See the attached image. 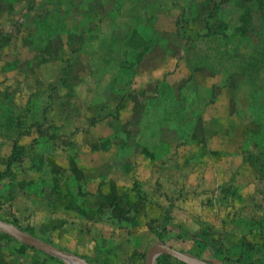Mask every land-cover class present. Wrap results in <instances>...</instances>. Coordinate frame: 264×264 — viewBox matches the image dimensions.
<instances>
[{
    "label": "rangeland",
    "instance_id": "rangeland-1",
    "mask_svg": "<svg viewBox=\"0 0 264 264\" xmlns=\"http://www.w3.org/2000/svg\"><path fill=\"white\" fill-rule=\"evenodd\" d=\"M252 9L0 0V221L89 264H264V106L231 59ZM10 236L0 264H54Z\"/></svg>",
    "mask_w": 264,
    "mask_h": 264
},
{
    "label": "trees",
    "instance_id": "trees-1",
    "mask_svg": "<svg viewBox=\"0 0 264 264\" xmlns=\"http://www.w3.org/2000/svg\"><path fill=\"white\" fill-rule=\"evenodd\" d=\"M246 4L250 5L252 12L255 16H260L263 20L262 27H264V0H244ZM249 11V9L247 10ZM253 14H243L242 17L244 21H242V28L239 29L238 34H234L233 37L236 39L234 45V51L231 53V59L236 61V69L233 70V73L236 75H240L245 77V83L250 87V94L256 102H259L264 106V28H262L261 33L255 36H250L249 38V29L252 25ZM242 17L240 19H242ZM249 19V20H248ZM178 18L176 19L175 24H177ZM176 26V25H175ZM158 29V28H157ZM248 40L250 42L249 48L243 49L244 41ZM242 46V52H240L238 57H234L236 53V49L240 50ZM139 65V64H138ZM244 83V82H243ZM116 110V109H115ZM118 111V110H116ZM27 231V230H24ZM167 233V228L163 227L162 230L157 232L159 239H163ZM0 237H4L6 239H13L9 234L0 230ZM264 247V236L262 235ZM32 249H34L32 247ZM35 250V249H34ZM48 258H50L54 264H67L63 260L54 257L52 255L45 254ZM154 264H187L181 262L172 256L167 254L159 255Z\"/></svg>",
    "mask_w": 264,
    "mask_h": 264
},
{
    "label": "water",
    "instance_id": "water-1",
    "mask_svg": "<svg viewBox=\"0 0 264 264\" xmlns=\"http://www.w3.org/2000/svg\"><path fill=\"white\" fill-rule=\"evenodd\" d=\"M0 229L12 235L13 237L20 240L21 242L33 248H36L40 251L56 256L66 261L68 264H89L83 258L69 254L67 252H64L56 248L55 246L51 245L48 242L40 241L26 234L25 232L17 229L16 227H14L13 225L9 223L0 221ZM161 254H167L181 262L188 263V264H211L202 259H199V258L190 256L186 253H183L164 242H156L150 245V247L148 248L146 252L145 264H154L155 259Z\"/></svg>",
    "mask_w": 264,
    "mask_h": 264
}]
</instances>
